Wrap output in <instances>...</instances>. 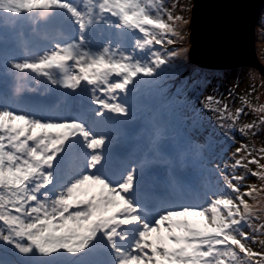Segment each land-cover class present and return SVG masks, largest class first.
I'll use <instances>...</instances> for the list:
<instances>
[{
  "label": "snow or ice",
  "instance_id": "obj_1",
  "mask_svg": "<svg viewBox=\"0 0 264 264\" xmlns=\"http://www.w3.org/2000/svg\"><path fill=\"white\" fill-rule=\"evenodd\" d=\"M164 3L0 0V14L61 30L34 59L8 60L9 70L65 90L62 108L17 109L0 93V264H264V144L245 142L264 132V104L249 94L234 110L212 95L200 102L214 124L208 146L225 152L243 138L231 164L207 161L216 177L207 185L178 175L205 147L191 140L169 150L153 133L136 158L114 156L105 130L132 118L130 101L161 65L177 79L173 62L187 51L167 48L182 38L177 22H188ZM157 167L166 179L146 186Z\"/></svg>",
  "mask_w": 264,
  "mask_h": 264
},
{
  "label": "trees",
  "instance_id": "obj_2",
  "mask_svg": "<svg viewBox=\"0 0 264 264\" xmlns=\"http://www.w3.org/2000/svg\"><path fill=\"white\" fill-rule=\"evenodd\" d=\"M0 25V69L6 72L7 69H9L8 60L34 59L40 54L41 50L49 46L51 41L61 38V30L58 27L50 28L46 26V22L39 17L25 19L0 14ZM178 65L180 66L179 68H183L182 62H179ZM248 67L250 66H239L237 68H244V70L247 71ZM161 68H163V65H161ZM207 71L210 72L213 78L217 76L215 79L217 80L220 75H230L232 72L235 73L239 70H236L235 67V69L228 68ZM181 72V70H178L175 75L180 76ZM189 72L190 71H187L188 74ZM172 75H169V73H162L155 83L140 88L130 101L133 110L132 118L124 125L106 129L105 131L113 138L112 150L114 156L118 159L136 158L142 151L145 139L153 133H159L164 145L167 146L169 150H172L169 145H176L177 143V147H181L189 140L200 145H205V147L199 150H192L189 153L185 166L181 167L178 164L177 171L178 175L194 184L202 182L203 185H207L210 182H214L216 179L213 174L207 171V168L212 166L207 164V161L211 160L213 164L220 163L221 166H223L224 163L231 164L232 160L235 158L233 157V153L239 145L240 140L243 138L237 134V142L231 144L225 152H221V146L216 143L208 146L206 137L212 134L213 130L206 126L207 121L204 114H202V120H200L199 117L197 118L199 119V124L197 125L199 130L197 131L193 128L194 113L195 111L201 110V108L196 110L195 107L194 109L192 108V105L195 103L198 107H201L200 102L203 101L205 97H194L193 103L181 101L182 97L189 95L190 92L186 90L178 95L177 89L180 87V84L177 86H175L176 83L172 84V82H175L170 77ZM183 77H185V73L180 78ZM244 78L243 76V79ZM30 82H34L38 85L35 86L38 90L33 89L28 84ZM206 82L207 80H204L202 83L205 84ZM243 83L244 82H239L237 78V81L231 80L229 84H235L234 87L231 88L232 91L238 93ZM44 84H47L44 78L36 77L34 74H30L27 80H18L6 78L5 74H1L0 72V93L17 101V103L12 105L17 109H21L25 103H40L52 108H62L63 97L60 93L65 92V90L59 89L54 91L47 89ZM223 86H225V84H223L222 87ZM222 87H217L216 90H219L221 95L228 98L226 91L230 90L229 85H226L225 89ZM18 88H20L19 93H17ZM207 88H209V85ZM190 98L191 97H189V99ZM138 119L141 120L140 124L138 123ZM216 134L217 138H219V133ZM136 146L139 147V151L134 152ZM216 160L218 161L216 162ZM250 167L253 169L256 168L255 165H250ZM154 175L159 176V182H163L166 179L165 174L157 167L153 168L150 173L145 175L144 183H146L145 180L147 177ZM198 176H202L204 179L202 181L198 180ZM150 181L153 182L146 186L151 187L157 184V179H155V177H151ZM253 182L259 183L254 177H249L244 183L253 184ZM253 247L256 250L260 249L259 245H254Z\"/></svg>",
  "mask_w": 264,
  "mask_h": 264
},
{
  "label": "water",
  "instance_id": "obj_3",
  "mask_svg": "<svg viewBox=\"0 0 264 264\" xmlns=\"http://www.w3.org/2000/svg\"><path fill=\"white\" fill-rule=\"evenodd\" d=\"M263 10L264 0H192L191 60L203 68L264 72L256 43Z\"/></svg>",
  "mask_w": 264,
  "mask_h": 264
},
{
  "label": "rangeland",
  "instance_id": "obj_4",
  "mask_svg": "<svg viewBox=\"0 0 264 264\" xmlns=\"http://www.w3.org/2000/svg\"><path fill=\"white\" fill-rule=\"evenodd\" d=\"M164 6L172 11L173 15H182L184 20L187 21L188 23L185 24L182 21H178L177 23L179 24V31L181 33L182 38H177L176 43L174 45L167 46L168 50H178V49H187L186 52H184L179 59H176L173 63L175 66H177V71L181 70V75L178 76L177 79H173V69L171 67H167L166 65H163V68L161 69H166L165 73H169V75L172 78L173 83H176L175 86L180 84V87L183 85H187V87L183 88V91L185 92L186 90L189 91V95H186L182 97L181 101H186L188 103H193L194 102V97H207L209 95H212L218 99H220L223 102H226L229 104V106L234 110L235 107L240 106V97L244 96L245 94H249V99L253 104H264V72L261 70L250 66L248 67V70L245 71L244 68L236 67V70H239L235 73H231L230 75H220L217 80L216 77L213 78V76L208 72L207 70H214V69H209V68H203L202 66H198L195 62L191 60V57L189 55L190 51V46H191V41H190V19H191V14H192V0H165ZM6 15V14H5ZM263 17V18H262ZM166 18V17H165ZM264 10L261 15L260 22L257 26V47H258V54L261 59V61L264 63ZM24 21V19H23ZM262 23V25H261ZM3 25V24H1ZM0 25V26H1ZM160 47V46H157ZM163 50V49H162ZM179 62H182V67L179 68L180 66L178 65ZM229 69H235V68H229ZM216 70V69H215ZM176 71V72H177ZM187 71H190L189 74ZM1 74L4 73L3 69H0ZM185 73V77L180 78L183 74ZM205 76V77H204ZM243 76L245 77L243 79ZM237 78L239 79V82H244L240 88L238 93H235L232 91L231 87H234V85H230L229 83L231 80L237 81ZM207 82L203 84V81ZM225 84V86L222 87V85ZM209 85V88L207 86ZM226 85H229L230 90L226 91V94H228V98H226L224 95H221L219 93V90H216L217 87H222L223 89L226 88ZM174 86V87H175ZM255 89L254 91H251L252 89ZM232 91V92H231ZM232 94L231 96L229 94ZM225 94V95H226ZM189 97H191L189 99ZM231 99V100H229ZM190 100V101H188ZM204 101V100H203ZM199 103V101H198ZM197 110L201 107H198L197 104H193L192 108ZM200 113L199 119L202 120V114L206 117L207 124L209 129L213 130L214 124L212 122V114L211 113H206L205 111L199 110L195 111V113ZM205 112V113H204ZM194 113V116H195ZM198 118V117H197ZM198 119V120H199ZM253 119L252 116H247V117H242L241 118V123H246L249 122ZM216 133H220L221 129L216 128L215 129ZM247 143L255 145L256 148H259L262 144H264V132H261L258 136L255 137H248L245 140ZM231 153V150H230ZM264 163V161H261ZM259 186L261 183H255ZM252 201H250L251 203ZM260 250V249H257Z\"/></svg>",
  "mask_w": 264,
  "mask_h": 264
}]
</instances>
